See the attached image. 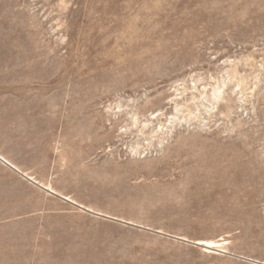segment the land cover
Returning <instances> with one entry per match:
<instances>
[{"label": "rangeland", "instance_id": "1", "mask_svg": "<svg viewBox=\"0 0 264 264\" xmlns=\"http://www.w3.org/2000/svg\"><path fill=\"white\" fill-rule=\"evenodd\" d=\"M0 264H264V0H0Z\"/></svg>", "mask_w": 264, "mask_h": 264}, {"label": "bare ground", "instance_id": "2", "mask_svg": "<svg viewBox=\"0 0 264 264\" xmlns=\"http://www.w3.org/2000/svg\"><path fill=\"white\" fill-rule=\"evenodd\" d=\"M205 245H212L211 242H204Z\"/></svg>", "mask_w": 264, "mask_h": 264}]
</instances>
